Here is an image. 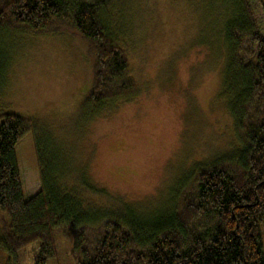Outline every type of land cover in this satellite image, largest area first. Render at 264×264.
Wrapping results in <instances>:
<instances>
[{
    "label": "rangeland",
    "instance_id": "rangeland-1",
    "mask_svg": "<svg viewBox=\"0 0 264 264\" xmlns=\"http://www.w3.org/2000/svg\"><path fill=\"white\" fill-rule=\"evenodd\" d=\"M218 1L109 0L104 20L128 60L134 94L91 116L83 110L91 60L79 34L6 33L0 113L27 124L15 147L24 190L38 189L42 163L102 219L176 211L197 171L238 145L221 95L228 14ZM55 245L46 264H75L62 232ZM35 252L36 243L12 257L0 248V264H33Z\"/></svg>",
    "mask_w": 264,
    "mask_h": 264
},
{
    "label": "trees",
    "instance_id": "trees-1",
    "mask_svg": "<svg viewBox=\"0 0 264 264\" xmlns=\"http://www.w3.org/2000/svg\"><path fill=\"white\" fill-rule=\"evenodd\" d=\"M218 2L228 14L221 32V95L237 147L197 171L176 211L151 220L102 219L49 164L46 171L39 164L38 189L24 190L15 147L27 124L16 114L0 113V248L8 257L36 243L33 264H46L56 252L55 233L62 232L71 240L75 264H264V0ZM108 5L109 0H0V42L13 31L79 34L91 60L83 105L91 116L134 94L128 60L104 20ZM3 60L5 55L0 86L7 71Z\"/></svg>",
    "mask_w": 264,
    "mask_h": 264
}]
</instances>
